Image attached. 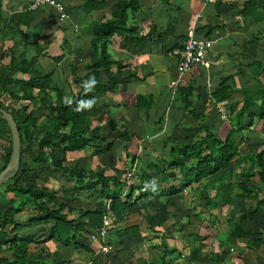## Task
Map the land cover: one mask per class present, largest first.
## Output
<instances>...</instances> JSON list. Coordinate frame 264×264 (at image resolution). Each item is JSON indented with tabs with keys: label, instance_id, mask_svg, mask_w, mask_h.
I'll return each instance as SVG.
<instances>
[{
	"label": "trees",
	"instance_id": "16d2710c",
	"mask_svg": "<svg viewBox=\"0 0 264 264\" xmlns=\"http://www.w3.org/2000/svg\"><path fill=\"white\" fill-rule=\"evenodd\" d=\"M85 2L92 10L105 4L104 0ZM244 5L246 7L247 3ZM138 7L136 0H121L117 3L116 10L110 12L109 18L92 27L93 37L90 42L94 55L84 65L82 75L76 74V62L71 64V78L75 89L68 93L58 86L52 73L41 69L36 55L25 56L23 46L27 43L22 44L16 39V35H26V30L35 25L38 15L42 13L40 9H28L25 6L9 12L3 9V0H0V107L12 114L21 143L19 169L13 178L0 186L5 192H15L25 197L16 205L13 200L0 203V250L3 251V254L0 253V264H57L45 261L42 256L44 249L31 251V244L53 240L75 249L87 250L89 248L79 243L78 238L83 233L99 235V228L103 226L106 217L111 219L112 225L106 229L105 242L115 248L121 245L118 247L121 252L123 247L132 249L136 247V244H132L138 240V237L133 236L141 228L156 231V227L162 226L164 220L172 215L166 209L173 205L170 199L173 200L193 184H197L193 190L202 198L204 206L221 209L228 205L230 210L238 211L236 220L228 221L223 238L216 240L219 249L207 251L206 261V256H203L205 243L199 241L203 235L189 232L196 243L187 256L177 247L167 245L163 238L162 249L145 264H176L171 257L174 254L177 258L184 256L182 261L187 264H203L205 261V264H244L230 260L228 248L235 240L245 239L250 250H256L264 244V142L263 149L254 153L250 165L246 166L243 159H239L238 146L234 140L243 128L251 125L254 117L260 120L264 116V97L257 104L249 91L244 90L245 97L234 116L235 129L225 138L206 133L204 138L189 143L174 142V147L167 151L171 163L166 167L159 164L155 169L158 179L142 170L140 174H135L137 179L132 182L119 173L106 174L104 167L92 169L87 162L80 164L74 160L69 163L67 160V153L90 148L91 155L101 159L109 156L108 162L113 165L115 158L112 157L111 148L115 141H107L102 131L109 127L110 131L116 132L115 135L125 141L134 137L125 125L118 126L113 119L101 124L97 117L102 116L100 112L103 109L104 115L109 111L108 105L100 98L115 88L116 77L112 75L111 68L115 65L119 72L121 65L108 51V43L115 35L132 38L129 36L132 31L126 25L128 11ZM242 13H245V8ZM142 38L135 37L137 41ZM7 40L9 44L5 47L4 42ZM91 78H94L95 83H89L85 87V83ZM221 92L222 95L225 93L224 87ZM213 97L223 102L224 97L216 93ZM88 102H92L90 108L83 106ZM185 104L189 106V103ZM246 115L249 118L247 123L241 119ZM40 125L43 127L42 132L39 130ZM0 147L4 149L1 171L11 150L10 132L1 114ZM253 160L256 163L253 164ZM104 162L102 163L105 164ZM234 162L237 168H232L236 170L234 177L238 180L231 181L226 176L229 174L230 164ZM241 164L244 166L240 167ZM51 168L54 172L60 171L71 182L70 187L62 185L54 189L45 186L43 181L49 179ZM172 168L178 169L176 182L171 181ZM220 170L222 174L217 175ZM254 173L257 175L256 181L253 180ZM68 188H71L73 196L87 191L86 197L96 196L98 201L92 208L73 207L72 200L67 198ZM159 198H165V202H160L157 207L155 201ZM149 199L155 212L143 211L141 218L145 227H142L141 222L116 225L125 219L126 214L137 210L140 201ZM23 211L27 213L28 226L42 223L49 224V227L39 233L19 234L25 225L16 222L14 215ZM73 214L76 216L72 217ZM196 217L199 218L198 215ZM171 225L176 226L177 222ZM205 237L206 235L203 236L204 239ZM234 257L240 259L238 254ZM120 262L119 258V264Z\"/></svg>",
	"mask_w": 264,
	"mask_h": 264
},
{
	"label": "crops",
	"instance_id": "0c3cea01",
	"mask_svg": "<svg viewBox=\"0 0 264 264\" xmlns=\"http://www.w3.org/2000/svg\"><path fill=\"white\" fill-rule=\"evenodd\" d=\"M58 1L63 3L67 17L60 21L51 7L46 5L40 7L39 11L42 13L38 15L35 25L29 28L37 29L36 34L39 35L31 38V43L25 44L23 50L27 56L33 54L38 57L37 62L44 72L52 73L54 77L57 71L54 79L60 83L58 86L70 93L72 88L70 89L68 85L73 83L71 64L76 62V74H83L84 65L94 55L90 42L93 37L92 27L109 18L110 12L116 10V5L121 0H104V6L94 10L89 8L86 0ZM136 1L139 7L128 11L126 24L132 31L129 35L132 38L115 35L108 43L109 52L121 65L119 72L116 71L115 65L111 68L112 75L116 77V86L113 91L105 93L100 98L108 105L109 111L104 115L103 109L99 118L102 120L101 123L110 119L120 121L130 133H135V138L143 140L144 146L138 148L137 144L133 143L134 146H129L125 150L124 161L128 164L126 166H131L128 167V174L130 175L134 168V176L143 170L153 175L154 179H158L155 169L159 164L166 167L171 163L167 151L174 147V142L189 143L204 138L206 133H214L219 138H225L235 129L234 116L245 97L244 90L249 91L257 104L263 100L264 0ZM244 3H247L246 7ZM26 4L27 0H3V9L9 12L20 10L27 7ZM189 31L198 39L211 41L209 65L205 67L195 64L189 71L179 75L176 50ZM135 37L143 38L137 41ZM172 81L175 83L170 87ZM63 82L65 86H62ZM222 87L225 90L223 95ZM215 93L224 97L223 102L213 97ZM186 102L189 106H186ZM217 106L226 111L225 118L221 117ZM241 119L247 123L249 118L245 120L243 116ZM108 132L112 135L110 129ZM240 134L242 135L234 137L240 155H245L249 146L254 153L261 151L264 142V116L260 120L254 117L251 125L243 128ZM115 137V143L120 142L121 146H124L122 142H127L122 137ZM3 153L4 149L0 147V168L3 166L1 158ZM229 170L228 175L234 176L236 170L232 167ZM177 171L178 169H174L171 181H177ZM62 185L70 187L71 182L62 181L58 188ZM191 188L195 187L192 185ZM70 190L71 188H68L67 198L72 200L73 207L92 208L98 201L96 196L86 197L87 191L73 196ZM7 193L0 192L1 204L11 201L3 195ZM15 198L19 202L25 199L21 195ZM226 207L230 213L237 216V210H230L228 205ZM209 208L210 211L215 210L213 207ZM133 213L134 211L126 214L125 219L116 225L135 224L126 223ZM71 216L74 217L76 214ZM14 218L16 222L25 225L19 234L39 233L49 227V224L42 223L28 226L25 211L16 213ZM111 223L112 221L110 226ZM78 242L89 248L87 253L69 247L62 248L53 240L31 244L30 250L44 249L42 256L45 261L57 264L71 262L119 264V258L120 264H145L146 261H150L142 256L147 252L140 250L137 252L136 247H132L130 249L132 253L127 256L124 252L128 247L125 249L123 247L122 253L124 257L126 256L124 260L120 254L121 249H118L121 245L116 248L113 245L109 251H102L101 239L97 233H83ZM134 244L137 246L138 240L132 245ZM236 244L234 242L228 248L233 255L240 254L243 250L244 244ZM0 253L3 254V251L0 250Z\"/></svg>",
	"mask_w": 264,
	"mask_h": 264
},
{
	"label": "rangeland",
	"instance_id": "374dc122",
	"mask_svg": "<svg viewBox=\"0 0 264 264\" xmlns=\"http://www.w3.org/2000/svg\"><path fill=\"white\" fill-rule=\"evenodd\" d=\"M38 32L37 29H29L28 32L26 33L27 37L25 34L23 35H16V39L21 41L22 44L26 43H31V38L33 39L34 37H37L39 34H36ZM1 39V37H0ZM1 41V40H0ZM34 41V40H33ZM5 43V47L9 44V42H4ZM3 47V49L5 48ZM109 51V50H108ZM111 53V52H110ZM112 54V53H111ZM33 54H29V56L25 55L26 57H30ZM61 67H58V69H60ZM56 73L54 74V77L56 76ZM58 85L60 84L59 82H56ZM65 83H62V86ZM65 86V85H64ZM68 87L72 90L74 89V84L71 82L70 85H68ZM70 90V91H72ZM260 102V100H259ZM248 117L244 116V119L246 120ZM98 123H101L102 120L101 118H97ZM249 121V119L247 120ZM246 121V122H247ZM256 121V120H254ZM254 123V122H253ZM102 124V123H101ZM117 125H123L120 121H117ZM150 126V124H149ZM148 127V125L146 126V128ZM47 128V127H46ZM122 128V127H120ZM42 125H40L39 130L40 132H42ZM109 127H106L105 130V136L107 138V141L109 140H113L116 142V132L113 133L112 135H110L108 131ZM104 133H102L104 135ZM41 134V133H39ZM38 134V136H39ZM133 135H135V133H133ZM242 135V134H240ZM251 135H253V132L251 131ZM141 142V144H139V142ZM133 143H136L137 147H142L144 146V142L142 139L140 138H135L132 137L130 138L129 141L127 142H122L121 146L120 142L118 143H114V146L111 150V154L112 157L115 158L113 161V165H111L108 161H110L109 156L107 158H100L99 156H95V155H91L90 153V148L79 151V152H74V153H67L66 157L67 160L70 162H73L74 160L78 161L80 164H83L85 162L90 163L91 167H104L105 168V173L106 174H113V173H119L121 177H127V180L129 181H136L135 176H134V168L132 169V173L128 176V167L131 166H126L128 164L125 163L124 160H126L125 158V150L127 149V147L129 146H134ZM35 145V143H34ZM249 150V151H248ZM248 150L246 151L245 155H240L239 159H243V163L246 166H249L252 160V157L254 155V150L252 149L251 146L248 147ZM260 151V150H259ZM258 151V152H259ZM117 157V158H116ZM262 158H264V154L262 156ZM105 161V162H104ZM102 162H104L105 164H103ZM236 162H234L233 164H230V166L234 169L237 168V166L235 165ZM253 164L256 163V160H253L252 162ZM242 166V165H241ZM240 166V167H241ZM131 169V168H130ZM51 172H49V176L47 180L43 181L44 184H46V186H48L49 188H58L62 181H68V179L60 172V171H55L54 169L51 168ZM174 170L173 168L171 169V175L173 176ZM222 174V170H220V172L217 173V175H221ZM228 179L231 181H234L237 179V177L231 176V175H227ZM238 180V179H237ZM253 180L256 181L257 179V175L254 173L253 175ZM49 181V182H47ZM40 182V181H39ZM171 182V181H170ZM197 184H193V186H196ZM3 191L2 190V186H0V192ZM214 193V190H211V194ZM262 194V193H261ZM4 196L6 195V197H8L10 200H14V205H16L19 201L15 198L20 196L18 193L15 192H8L7 194H3ZM179 195V194H178ZM175 196L172 199H170V201L173 202V205L167 206V210H169L170 213H172V215L164 220L162 226H158L156 227V231H149L144 229L142 230V233L137 232L135 234V236L133 237H138L139 241H143L142 243L138 242V245L136 246L135 250L138 252L143 251V252H147V254L143 253L142 256L150 259L151 257H153V255L155 254V256L158 254V252L162 249V239L164 238L165 242L167 243V245L169 246H175L177 247V249L183 254V255H188L190 248H193L195 246L194 243H196V240L194 242V240H192L191 235H189V232H192L193 235L196 233L198 235H206L205 239L203 238V236H200V240L199 241H203V243H205V247L203 248V256H206V261H207V251H209L210 249H214L213 251H217L219 249V245L217 243L216 240H219V238H223L227 228H228V221H235L236 220V216L235 213H230V211H228L227 207H223L221 209H215V210H211L210 208L207 206H204L203 200L202 198L199 197V194L193 190L191 187L186 188L185 191H182L180 193V196ZM159 201H155L157 204V207L159 206L160 202L164 203L165 202V198H159ZM154 203V202H153ZM82 204V203H81ZM85 204V203H84ZM152 205V201L146 200V201H140V205L137 208L136 211H134L132 217H129L128 221L126 223H143L141 225H143L142 227H145V223L142 220V213L144 210L147 209L148 211L154 213L155 209L153 208ZM164 216V213L162 214ZM198 215L199 218H197L196 216ZM16 221V220H15ZM173 222H177L176 226H172L171 224ZM145 241V242H144ZM58 244H60L59 246L64 248V247H69L70 249H75L73 248L71 245H63L60 242L56 241ZM235 243H240L241 245L244 244L243 250L241 251V253L239 254L240 259L234 257V255L230 252V260L231 257H233L232 259H234L233 261H237V263L240 262H244V264H264V250L263 247L264 245H261L257 250H250L247 248V246H245L247 244L246 240L244 239L243 241L241 240H235ZM236 244V245H237ZM155 246V248H153ZM131 249V248H130ZM126 249L124 252V255H129L131 254V250ZM76 251H82L84 253H87L88 251L85 249L81 248H77ZM229 252V250H228ZM227 252V253H228ZM136 253V252H135ZM122 256V259L124 260L126 258V256H123V253H120ZM258 255V256H256ZM172 258H174V262L176 264H187L185 262L182 261V259L184 258V256H181L180 258H177L176 255L174 254L173 256H171ZM159 258V257H158ZM157 258V259H158ZM203 262V264L206 263ZM232 261V260H231Z\"/></svg>",
	"mask_w": 264,
	"mask_h": 264
},
{
	"label": "built area",
	"instance_id": "2783aa9c",
	"mask_svg": "<svg viewBox=\"0 0 264 264\" xmlns=\"http://www.w3.org/2000/svg\"><path fill=\"white\" fill-rule=\"evenodd\" d=\"M28 9H37L43 5L51 7L58 16L60 21L67 17L66 9L58 0H27ZM211 47V41L208 39H198L191 31L187 33V36L181 41L180 47L176 50L177 54V68L179 70V75H182L189 71V69L195 65H203L207 67L209 65L208 53ZM179 80V78L177 79ZM172 81L169 86L174 85ZM218 107V106H217ZM220 115L222 118L226 117V111L218 107ZM129 176V174H128ZM110 218L106 217L103 220V226L99 228V235L101 239L100 249L102 251H109L111 245L105 242L106 229L110 226ZM66 264H77L76 262L66 263Z\"/></svg>",
	"mask_w": 264,
	"mask_h": 264
},
{
	"label": "water",
	"instance_id": "95a60500",
	"mask_svg": "<svg viewBox=\"0 0 264 264\" xmlns=\"http://www.w3.org/2000/svg\"><path fill=\"white\" fill-rule=\"evenodd\" d=\"M0 114L8 126L11 139V150L8 161L4 168L0 171V184H2L13 178L19 169L21 143L20 134L12 114L1 107Z\"/></svg>",
	"mask_w": 264,
	"mask_h": 264
},
{
	"label": "clouds",
	"instance_id": "9594fccd",
	"mask_svg": "<svg viewBox=\"0 0 264 264\" xmlns=\"http://www.w3.org/2000/svg\"><path fill=\"white\" fill-rule=\"evenodd\" d=\"M89 83H95L94 78H91L89 82H86L85 87H87ZM83 106L90 108L92 106V102H88L87 104H84Z\"/></svg>",
	"mask_w": 264,
	"mask_h": 264
}]
</instances>
